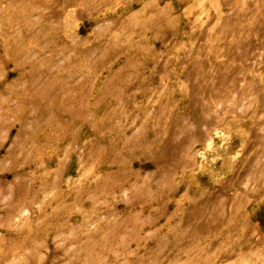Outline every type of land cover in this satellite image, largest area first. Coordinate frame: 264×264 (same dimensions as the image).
<instances>
[{"label": "rangeland", "instance_id": "374dc122", "mask_svg": "<svg viewBox=\"0 0 264 264\" xmlns=\"http://www.w3.org/2000/svg\"><path fill=\"white\" fill-rule=\"evenodd\" d=\"M0 264H264V0H0Z\"/></svg>", "mask_w": 264, "mask_h": 264}, {"label": "bare ground", "instance_id": "6f19581e", "mask_svg": "<svg viewBox=\"0 0 264 264\" xmlns=\"http://www.w3.org/2000/svg\"><path fill=\"white\" fill-rule=\"evenodd\" d=\"M30 97V96H29ZM28 99V98H27Z\"/></svg>", "mask_w": 264, "mask_h": 264}]
</instances>
